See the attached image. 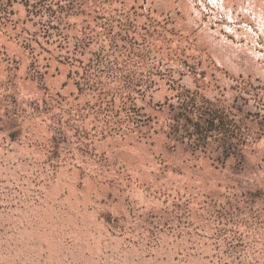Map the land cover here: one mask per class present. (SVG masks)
I'll return each mask as SVG.
<instances>
[{
  "label": "rangeland",
  "instance_id": "1",
  "mask_svg": "<svg viewBox=\"0 0 264 264\" xmlns=\"http://www.w3.org/2000/svg\"><path fill=\"white\" fill-rule=\"evenodd\" d=\"M0 264H264V0H0Z\"/></svg>",
  "mask_w": 264,
  "mask_h": 264
}]
</instances>
